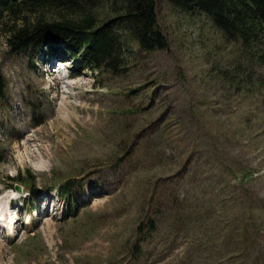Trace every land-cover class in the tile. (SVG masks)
I'll return each mask as SVG.
<instances>
[{
    "label": "rangeland",
    "instance_id": "1",
    "mask_svg": "<svg viewBox=\"0 0 264 264\" xmlns=\"http://www.w3.org/2000/svg\"><path fill=\"white\" fill-rule=\"evenodd\" d=\"M156 3L167 49L126 46L114 72L74 76L68 55H12L0 35V264H264V67ZM67 180L83 197L66 213ZM157 199L169 211L143 244Z\"/></svg>",
    "mask_w": 264,
    "mask_h": 264
},
{
    "label": "trees",
    "instance_id": "2",
    "mask_svg": "<svg viewBox=\"0 0 264 264\" xmlns=\"http://www.w3.org/2000/svg\"><path fill=\"white\" fill-rule=\"evenodd\" d=\"M167 2L189 15L196 11L210 18L224 36L241 43L251 65L256 61L264 67V0ZM0 35L6 38L12 55L32 53L39 56L44 50L68 55L78 66L72 69L74 76L84 70L114 72L109 65L123 59L126 46L136 44L144 52L168 47L158 27L156 0H0ZM236 69L241 71V68ZM4 81L0 72V96H3ZM3 159L0 147V162ZM81 188L82 191L77 192L73 180L59 186L66 213L76 210L83 197V185ZM88 191L91 196L93 192ZM160 203L161 199H157L142 206L143 216L136 232L143 244L152 241L158 232L159 220L169 211L168 208L163 212ZM150 253L138 246L134 260L141 256L146 258Z\"/></svg>",
    "mask_w": 264,
    "mask_h": 264
},
{
    "label": "bare ground",
    "instance_id": "3",
    "mask_svg": "<svg viewBox=\"0 0 264 264\" xmlns=\"http://www.w3.org/2000/svg\"><path fill=\"white\" fill-rule=\"evenodd\" d=\"M7 214H8L7 209L4 210V208L2 209V207H0V219L3 221V223L6 222ZM8 215H9V214H8ZM1 225L3 226V224H1ZM0 228H2V227H0ZM8 236H10V234H9ZM12 236H13V235H12Z\"/></svg>",
    "mask_w": 264,
    "mask_h": 264
},
{
    "label": "water",
    "instance_id": "4",
    "mask_svg": "<svg viewBox=\"0 0 264 264\" xmlns=\"http://www.w3.org/2000/svg\"><path fill=\"white\" fill-rule=\"evenodd\" d=\"M15 190L17 191V192H20L21 191V188L19 187V186H15Z\"/></svg>",
    "mask_w": 264,
    "mask_h": 264
}]
</instances>
